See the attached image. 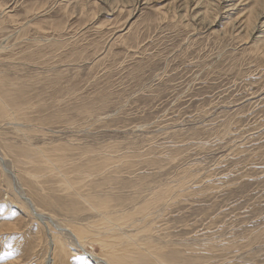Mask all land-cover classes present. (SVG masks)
<instances>
[{"label": "rangeland", "instance_id": "374dc122", "mask_svg": "<svg viewBox=\"0 0 264 264\" xmlns=\"http://www.w3.org/2000/svg\"><path fill=\"white\" fill-rule=\"evenodd\" d=\"M228 2L0 0V103L19 108L0 112V149L35 173L22 192L55 222H93L34 162L64 155L81 174L105 160L126 209L163 194L151 235L173 264H264V11L248 24L252 1ZM1 171L0 264H44L51 233Z\"/></svg>", "mask_w": 264, "mask_h": 264}, {"label": "bare ground", "instance_id": "6f19581e", "mask_svg": "<svg viewBox=\"0 0 264 264\" xmlns=\"http://www.w3.org/2000/svg\"><path fill=\"white\" fill-rule=\"evenodd\" d=\"M196 1L197 3L199 2V0ZM224 1L227 3L230 0ZM251 1L252 5L248 9V15L246 14V18L244 17L248 24H251L256 15L258 16L264 11V0ZM230 4L231 3L228 2L226 5ZM228 8L231 9L232 6ZM17 107L18 106L15 104L3 102L0 103V112L6 113L9 109H12L13 114H11V117L13 118L16 114L15 110L19 109ZM6 116L10 118L8 115ZM3 145L4 148L2 150L0 149L1 172L10 175V182L13 184L19 197L23 199L27 205L28 213L35 219L43 222L51 233V256L48 261L45 260L46 262H43L44 264H70L72 262L71 260L77 259H85L87 264H97L98 262H103L104 264H173L171 260L165 257V252L171 245L156 243L151 235L153 229L150 223L158 216L154 214L155 212L152 214L149 209L150 207L155 209L164 203L162 193L154 192L152 197L146 199L141 205L128 210L126 209L127 202H123L122 200L117 203L109 194H106L108 183L117 178L118 164L112 170L114 174L113 178L105 174V166H107L105 160L95 162L92 159H88V163L83 170L86 172L80 174L73 173L66 169L67 166L63 165L64 155L57 160L54 159L57 156H53V158L41 157L40 163H36L32 159H29L34 162V169L37 168L34 171L38 174L42 173L44 176L51 175L53 177L55 175H53L51 171L57 169L63 187L65 186L66 189L72 188V192L75 196L81 197L84 201L87 199V206L79 207L74 213L79 211H90L95 212L99 216L98 219L93 222L87 223H78L71 220L62 221V223L58 221L55 222L56 220H54V217L56 216L54 213L49 212L46 208L34 202V197H39L40 202H46L45 196L36 193L33 194V191L29 188L27 190L28 194L22 192V189H25V187H23L24 185L28 187V184L35 185V182L25 180L21 174L24 177L30 178L31 176H35V173L32 169L25 167L23 168L26 170L22 171L7 168V164L5 163L6 160H8V144L6 141H3ZM4 169L5 171L8 170L9 173L7 171L6 173ZM70 173L73 174L71 175ZM74 184H82L85 186L84 192H80L79 187H76ZM36 189L41 190L43 187L38 185ZM164 193L167 195L169 192L164 190ZM73 207L76 209L75 204H73ZM94 244L99 246L100 250L98 253L87 250V247L90 246L92 248ZM46 246L48 248V243ZM77 250L82 251V254L77 252ZM204 250L209 252H205V255L207 254L209 256L207 259L218 254L215 253L214 244L206 245ZM212 252L215 254H212ZM201 255L202 254L197 255L196 257ZM201 258H203V256Z\"/></svg>", "mask_w": 264, "mask_h": 264}]
</instances>
